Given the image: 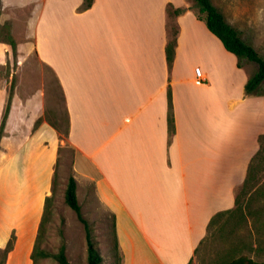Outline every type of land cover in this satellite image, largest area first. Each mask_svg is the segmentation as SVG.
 Wrapping results in <instances>:
<instances>
[{
    "label": "crops",
    "instance_id": "0c3cea01",
    "mask_svg": "<svg viewBox=\"0 0 264 264\" xmlns=\"http://www.w3.org/2000/svg\"><path fill=\"white\" fill-rule=\"evenodd\" d=\"M0 3L30 8L18 59L34 57L38 71L54 74L77 184L80 173L115 216L123 264L193 263L213 217L237 206L261 149L264 93L246 95L247 65L199 18L194 0ZM13 52L0 40V65L14 63ZM24 73L0 136V248L15 232L5 264H34L63 141L46 118L45 81L27 88ZM8 99L0 79V125Z\"/></svg>",
    "mask_w": 264,
    "mask_h": 264
},
{
    "label": "rangeland",
    "instance_id": "374dc122",
    "mask_svg": "<svg viewBox=\"0 0 264 264\" xmlns=\"http://www.w3.org/2000/svg\"><path fill=\"white\" fill-rule=\"evenodd\" d=\"M214 2L228 21L239 30L242 37L264 56V0H214ZM29 12L30 8L12 10L0 3V40L13 43L15 57L14 63L0 65V79L7 81L9 96L10 93L12 95L19 82V74L24 69L23 76L26 77L27 88L44 80L47 89L46 118L57 125L63 140L59 148L51 199L47 204L36 242L35 264H62L58 254L63 246L71 264H88L85 225L65 199L69 178L75 177V152L67 138V116L60 86L51 70H37L38 63L34 57L26 64H20L21 60L18 59L15 44L25 39L24 21ZM237 58L247 65L251 76L257 71V63L246 58H242L243 60ZM260 92L264 93V82ZM262 147V152L253 164L250 182L238 192L237 206L221 212L216 217L208 230V238L200 246L192 264H219L239 255H250L264 261V140ZM77 168L80 171L84 167L79 162ZM77 176L80 182L79 186L77 184L78 199L83 215L90 222L100 247L104 258L103 264H123V255L115 232V216L99 201L93 185L84 183L83 180L86 179L80 173H77ZM6 258L7 253L0 248V264H5Z\"/></svg>",
    "mask_w": 264,
    "mask_h": 264
},
{
    "label": "trees",
    "instance_id": "16d2710c",
    "mask_svg": "<svg viewBox=\"0 0 264 264\" xmlns=\"http://www.w3.org/2000/svg\"><path fill=\"white\" fill-rule=\"evenodd\" d=\"M93 0H86V6H91ZM197 3V6L199 7V18L204 20L207 27L211 32H213L224 44L225 48L230 51L231 53L235 54L237 57L240 58H246L249 61L255 62L258 64L257 71L248 79V81L245 84V92L246 95H253L260 93V87L262 83L264 82V56L258 51V49L248 41H246L239 30L231 24L228 19L226 18L225 14L219 9V7L215 4L214 0H194ZM179 12V11H176ZM176 34L177 31L174 30L173 37L169 41L167 45V59L170 64L172 65L174 61L175 56V45H176ZM14 46V45H13ZM239 66H242L241 61H239ZM11 107V93L7 102V105L5 107L3 120L0 125V136L3 133L6 118L9 114ZM41 122V119L37 122L39 124ZM55 127L56 124L53 123ZM169 127L171 133L175 131L174 126V117H173V105H172V95L171 91H169ZM59 130V128L57 127ZM68 134V132H67ZM264 140V134L261 135L260 141H261V149L259 152L253 157V160L251 162L249 173L247 180L245 182V186L248 185L250 182V179L252 178V170H253V164L255 160L257 159L258 155L262 152V142ZM51 199V195H49L46 198L45 202V210L47 208V204ZM65 199L67 204L75 210L77 213L79 219L84 223L85 229H86V238H87V244H88V264H103V256L100 250V247L95 239V236L93 234V229L91 227L90 222L88 219H86L82 212V207L78 199L77 195V180L74 176H70L67 189L65 192ZM238 203V198H237ZM44 210V213H45ZM221 213V212H220ZM220 213H217L213 219L211 220L208 230L210 226L214 223L216 217L220 215ZM44 218V214H43ZM43 222V219H42ZM41 222V225H42ZM40 225V228H41ZM115 232H116V224H115ZM38 238V237H37ZM208 238V235L201 241L200 245L197 247L195 253L197 254L200 250V246L205 242V240ZM14 240L15 235H13L6 246L4 248V251L8 253L13 247H14ZM37 242V241H36ZM36 248L37 243L35 244V248L33 251V260L35 264V254H36ZM46 255V253H44ZM58 259L62 264H71L65 254V247L63 246L60 250V253L58 254ZM192 261L189 263L191 264ZM219 264H264V261H260L250 255H241L237 257H233L231 259H228L226 261H223Z\"/></svg>",
    "mask_w": 264,
    "mask_h": 264
},
{
    "label": "built area",
    "instance_id": "2783aa9c",
    "mask_svg": "<svg viewBox=\"0 0 264 264\" xmlns=\"http://www.w3.org/2000/svg\"><path fill=\"white\" fill-rule=\"evenodd\" d=\"M196 73L198 76H201V70L199 68L196 69Z\"/></svg>",
    "mask_w": 264,
    "mask_h": 264
}]
</instances>
